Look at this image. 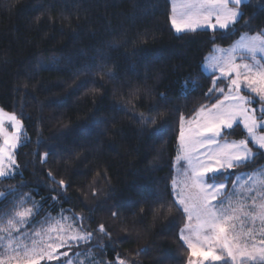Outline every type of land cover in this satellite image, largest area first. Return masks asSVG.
Returning <instances> with one entry per match:
<instances>
[{"label": "trees", "instance_id": "16d2710c", "mask_svg": "<svg viewBox=\"0 0 264 264\" xmlns=\"http://www.w3.org/2000/svg\"><path fill=\"white\" fill-rule=\"evenodd\" d=\"M242 11L235 34L213 45L211 31L175 32L170 0H0V108L24 130L18 172L0 178V209L28 194L43 207L38 217L82 218L93 238L78 250L106 263L186 264L171 185L179 119L212 102L200 67L212 49L264 29V0ZM93 63L103 71L78 75ZM189 78L202 87L181 90ZM141 116L157 123L144 130ZM252 148L236 175L264 164V151Z\"/></svg>", "mask_w": 264, "mask_h": 264}, {"label": "snow or ice", "instance_id": "6c2138e0", "mask_svg": "<svg viewBox=\"0 0 264 264\" xmlns=\"http://www.w3.org/2000/svg\"><path fill=\"white\" fill-rule=\"evenodd\" d=\"M249 2L173 0L171 25L178 34L211 31V43L215 45L217 37L227 40L235 34L232 26L243 19L242 6L247 7ZM212 52L200 66L201 78L210 81L204 95L212 102L202 104L192 117L181 115L179 119V147L175 158L179 172L171 181L173 207L185 221L179 239L187 248L186 264H264V174L248 176L241 184L244 177L234 171L253 159L255 154L250 144L264 150V29L241 35L228 48L217 45ZM100 59L103 63L104 58ZM93 71L102 72L103 68L93 63L78 75ZM107 75L109 79L116 78L112 73ZM188 83L193 90L202 87L189 78L181 90ZM160 98L169 103L163 93ZM6 121L10 128L5 126ZM137 123L147 130L148 125L157 121L141 116ZM240 126L241 135L247 134L245 138L224 139L235 135ZM164 131L156 129L151 135L163 136ZM22 136V121L14 113L0 109V177L12 176L18 167L14 153ZM248 181L252 183L249 185ZM59 185L61 189L66 187L63 180ZM4 196L0 192V197ZM24 203L20 200L9 212L0 209V264H41V261L73 264L69 251L93 238V233L82 226V218L61 217L70 222L57 220L54 224L49 222L47 228L37 229L29 218L34 220L43 207L35 204L25 207ZM50 219L46 217L45 222ZM73 224L80 226L76 228ZM99 232L110 235L103 224ZM61 248L69 251L61 252ZM73 255L79 257L81 253ZM62 256L67 259L61 260ZM115 264H126V261L117 256Z\"/></svg>", "mask_w": 264, "mask_h": 264}, {"label": "rangeland", "instance_id": "374dc122", "mask_svg": "<svg viewBox=\"0 0 264 264\" xmlns=\"http://www.w3.org/2000/svg\"><path fill=\"white\" fill-rule=\"evenodd\" d=\"M171 1V7H172V3H173V0H170ZM245 33L241 34V35H244ZM249 35H252V34H249ZM240 39V37L236 40L238 41ZM235 41V42H236ZM234 42V43H235ZM219 47H222V46H219ZM229 47V46H228ZM228 47H222V48H228ZM214 53L212 52L211 54H209L207 57L213 55ZM1 109V108H0ZM5 111V110H4ZM7 112V111H5ZM10 113V112H8ZM6 127L10 128V125L7 123L6 121V124H5ZM187 127V125H186ZM242 127V126H241ZM23 133H24V130H23ZM247 136V134H246ZM22 139H23V136L21 138V142L20 144L18 145V147L21 145L22 143ZM225 140L227 141H236L235 139H227V138H224ZM239 140V139H238ZM223 142V141H222ZM0 144H2V140H0ZM250 147H256L254 145H249ZM17 147V148H18ZM178 147H179V142H178V146H177V151H178ZM17 148L15 149V153H16V150ZM257 148V147H256ZM264 151V150H262ZM254 152V151H253ZM14 153V154H15ZM254 154L256 155V152H254ZM177 155V153H176ZM254 155V156H255ZM176 158V156H175ZM254 158V157H253ZM183 163V162H181ZM173 170H174V176L173 177H177L178 176V172H179V166L176 164V160L174 159V164H173ZM18 170H17V167L14 168L13 170V174L12 176H14L15 174H17ZM261 174H264V164H262L261 166H259L258 168H256L255 170H252V171H244V172H241L240 174L238 175H242L244 177V179H242L240 181L241 184L244 183V180H247L248 176H259ZM10 176V177H12ZM0 178H3V177H0ZM252 183V181H248V184L250 185ZM172 185V184H171ZM248 185H245V187H247ZM229 188H231V183L229 184ZM174 196V194H173ZM30 198V199H29ZM175 198V197H174ZM20 200H24L25 203H24V206L25 207H32L33 204L37 205L38 207L40 206L38 202H36L34 199H31V196L28 195V194H25V195H18V196H15L13 198V203L12 205L9 207V209L6 211V212H9L12 208H13V205L18 203ZM46 217H50V221L48 222H45V218ZM61 217H73L75 218L73 215H69V214H59L57 216H42V217H38L36 216L35 219L33 220V218H29V220L31 221V223H34L36 224V227L37 229H40L41 227L43 228H47L48 227V223H55V221L57 220H61ZM37 221L39 222H43V223H36ZM70 221H64V220H61V223H69ZM80 225L78 224H73V227H76V228H79ZM82 226L84 227L83 223H82ZM248 225H246L247 227ZM259 226V222H257V227ZM26 228L29 227L28 225L25 226ZM184 227V226H183ZM182 227V228H183ZM84 229L86 230V228L84 227ZM23 231V229H22ZM29 234H31V230L29 229ZM15 235V233H14ZM53 235H55L53 233ZM91 240L88 242L90 243ZM87 243V244H88ZM87 244H81V245H78V246H74L71 251H69V249L67 248H61L60 251L61 252H64V251H69V256L72 257L73 259V264H110V263H106L104 262L96 253L95 251H93L92 249L90 250H78V248L80 246H84V245H87ZM76 252H79L81 253V255L79 257L77 256H74L73 253H76ZM67 257H61V260H66ZM41 264H60V261H52V262H47V261H41ZM115 264V262H114Z\"/></svg>", "mask_w": 264, "mask_h": 264}]
</instances>
